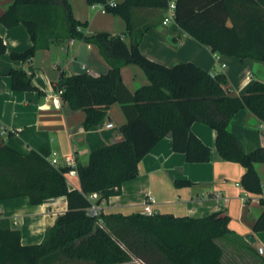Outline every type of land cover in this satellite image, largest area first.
<instances>
[{
  "label": "trees",
  "instance_id": "1",
  "mask_svg": "<svg viewBox=\"0 0 264 264\" xmlns=\"http://www.w3.org/2000/svg\"><path fill=\"white\" fill-rule=\"evenodd\" d=\"M103 4L121 16L125 35L134 29L135 8H167L170 0H87ZM174 18L179 25L213 52L264 61V0H175ZM6 27L24 24L33 45L13 58L31 59L38 50L52 45L67 47L73 39L97 45L110 64L105 74L62 72L56 91L72 110L86 112V130L99 125L115 102L123 105L128 122L120 127L121 137L94 149L88 164H78L81 189L72 188L66 177L68 167L51 163L45 148L25 153L9 145L0 128V201L28 196L31 204L65 196L68 209L56 220L40 244L24 245L21 230L9 218L0 219V264H44L49 257L76 259L86 264H129L141 259L146 264H228L217 238L231 231V217L215 212L207 217H177L168 213L146 215L136 212L104 213L93 216L90 193L108 199L120 186L139 174L142 158L164 136L171 133L173 149L189 162H208L212 149L191 129L203 122L217 131L220 155L244 166L240 183L249 192L261 194L262 180L256 164L264 162V147L247 152L229 130L235 113L249 108L264 122V82L254 81L240 96H231L224 86L227 77L213 74L193 62L166 66L140 50L142 34L128 43L122 34L100 31L87 34V22L78 20L69 0H13L1 14ZM230 21V24H229ZM7 44L0 35V54ZM135 63L144 69L150 84L132 93L125 86L121 68ZM15 90L43 91L22 68L10 71ZM1 127V125H0ZM13 134V131H8ZM191 183L176 180V185ZM263 207L253 230L264 231ZM251 197L248 198V205Z\"/></svg>",
  "mask_w": 264,
  "mask_h": 264
},
{
  "label": "crops",
  "instance_id": "2",
  "mask_svg": "<svg viewBox=\"0 0 264 264\" xmlns=\"http://www.w3.org/2000/svg\"><path fill=\"white\" fill-rule=\"evenodd\" d=\"M69 1L74 16L88 23L87 34L100 31L122 34L130 43L143 33L140 50L145 56L166 66L193 62L213 74L223 73L227 77L224 88L231 96L242 95L254 81L264 82V61L213 52L208 45L185 31L174 17L165 21L169 16L168 7L135 8L132 13L133 32L125 35L124 19L107 11L103 4H89L87 0ZM12 3L13 0H0V16ZM0 35L7 44V51L0 54V125L7 131H13L11 135H4L9 145L25 153L41 148L47 149L50 155L56 151L62 165L66 155L74 154L78 164L86 165L94 149L121 137L120 127L128 122L122 103H113L102 122L86 130L83 125L86 112L72 110L55 89L62 72H89L93 75L108 72L110 64L100 54L97 45L73 39L67 47L52 45L49 49L38 50L31 59L24 61L13 58L11 54L26 51L33 45L25 25L6 27L0 21ZM13 68H22L30 74L43 94L36 90L13 89L10 74ZM121 74L125 86L132 93L150 84L146 72L138 64H125ZM109 122H113L114 127H107ZM191 129L211 147L208 162L187 161L184 153L173 149L169 133L142 158L138 176L124 182L118 194L105 199L96 193L100 211L125 215L142 212L143 202L152 195L157 213L197 218L215 212L226 213L231 217V231L217 238L224 250L225 262L264 264V231L253 230L254 221L263 207L258 202L259 194L247 191L240 183L244 166L220 155L214 128L195 121ZM229 130L239 138L247 152L264 147V122L249 108L235 113ZM256 168L264 186V162L257 163ZM66 177L70 187L81 189L78 174ZM176 180H190L191 183L176 185ZM67 209L65 196L42 204H31L28 196H21L0 201V219L9 218L12 227L21 230L22 244H40L46 232ZM248 234L255 237L254 243L246 238ZM259 247H263V253L259 252ZM44 264L86 263L48 257Z\"/></svg>",
  "mask_w": 264,
  "mask_h": 264
},
{
  "label": "built area",
  "instance_id": "3",
  "mask_svg": "<svg viewBox=\"0 0 264 264\" xmlns=\"http://www.w3.org/2000/svg\"><path fill=\"white\" fill-rule=\"evenodd\" d=\"M115 3L116 2H114V1L110 2L111 5H114ZM168 9H169V16H167L165 18V21H169L170 18L174 17L175 10H176L175 1L170 0L169 5H168ZM57 92L59 93V95H61L62 89H60ZM107 127H111V128L114 127V123L109 122L107 124ZM0 128H1V135H5L8 133L6 127L1 126ZM48 158L51 161V163L53 165H55L56 167H62V166L68 167V171L66 172V175L78 174V162H77V159L74 156V154L66 155L65 156V163L63 165L60 163L56 151L52 152L51 155L48 156ZM96 195H97L96 193H90L89 194V199L91 200V206L88 208V212L93 216H97L101 212L99 205L96 203ZM258 196H264V186H262V192ZM154 203H155L154 196L148 195L146 200L143 202L142 213H144L146 215H153V214L157 213L156 209L154 208ZM259 252L263 253V247H259ZM129 264H146V263L143 262L141 259H133V261Z\"/></svg>",
  "mask_w": 264,
  "mask_h": 264
},
{
  "label": "water",
  "instance_id": "4",
  "mask_svg": "<svg viewBox=\"0 0 264 264\" xmlns=\"http://www.w3.org/2000/svg\"><path fill=\"white\" fill-rule=\"evenodd\" d=\"M246 238H247L250 242H252V243L255 242V237H254L252 234H248V235L246 236Z\"/></svg>",
  "mask_w": 264,
  "mask_h": 264
}]
</instances>
